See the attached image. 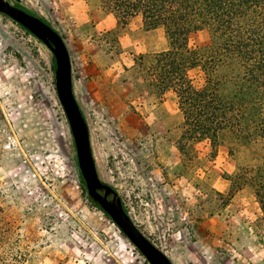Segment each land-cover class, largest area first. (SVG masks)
Here are the masks:
<instances>
[{
  "label": "rangeland",
  "instance_id": "obj_1",
  "mask_svg": "<svg viewBox=\"0 0 264 264\" xmlns=\"http://www.w3.org/2000/svg\"><path fill=\"white\" fill-rule=\"evenodd\" d=\"M63 38L75 99L99 179L173 264H264V226L253 190L231 184L248 163L208 141L177 149L182 114L134 63L167 48L138 17L118 25L99 0H6ZM210 43L206 30L189 49ZM54 57L0 14V191L6 218L33 249L31 264H148L121 231L88 206L54 82ZM193 86L203 75L189 72Z\"/></svg>",
  "mask_w": 264,
  "mask_h": 264
},
{
  "label": "trees",
  "instance_id": "obj_2",
  "mask_svg": "<svg viewBox=\"0 0 264 264\" xmlns=\"http://www.w3.org/2000/svg\"><path fill=\"white\" fill-rule=\"evenodd\" d=\"M99 2L119 26L138 17L145 31H163L167 48L140 55L134 63L161 96L174 94L183 118L177 149L183 152L188 143L208 141L213 152L225 145L231 156L244 154L248 163L231 184L253 190L264 226V0ZM199 30L208 32L209 45L189 49V35ZM193 69L203 75L199 87L189 77ZM79 180L85 192L80 173ZM86 201L101 212L88 196ZM6 210L0 191V264H31L33 249L20 227L7 220Z\"/></svg>",
  "mask_w": 264,
  "mask_h": 264
},
{
  "label": "water",
  "instance_id": "obj_3",
  "mask_svg": "<svg viewBox=\"0 0 264 264\" xmlns=\"http://www.w3.org/2000/svg\"><path fill=\"white\" fill-rule=\"evenodd\" d=\"M0 14L43 43L54 57L56 95L68 122L77 167L87 196L109 217L148 264H173L134 224L123 208L116 191L98 177L88 126L73 93L71 62L63 38L49 24L6 0H0Z\"/></svg>",
  "mask_w": 264,
  "mask_h": 264
}]
</instances>
